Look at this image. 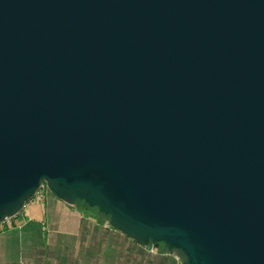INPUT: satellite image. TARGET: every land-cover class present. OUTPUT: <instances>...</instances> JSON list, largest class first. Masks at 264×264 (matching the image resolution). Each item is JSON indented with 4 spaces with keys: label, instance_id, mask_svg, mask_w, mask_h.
I'll list each match as a JSON object with an SVG mask.
<instances>
[{
    "label": "water",
    "instance_id": "obj_1",
    "mask_svg": "<svg viewBox=\"0 0 264 264\" xmlns=\"http://www.w3.org/2000/svg\"><path fill=\"white\" fill-rule=\"evenodd\" d=\"M42 186L181 264H264V0H0V224Z\"/></svg>",
    "mask_w": 264,
    "mask_h": 264
},
{
    "label": "trees",
    "instance_id": "obj_2",
    "mask_svg": "<svg viewBox=\"0 0 264 264\" xmlns=\"http://www.w3.org/2000/svg\"><path fill=\"white\" fill-rule=\"evenodd\" d=\"M45 193L49 194L45 190L41 196ZM101 224L91 225L81 220L77 235L73 237L43 234L46 239H43V246L35 249L40 256L36 261L39 264H181L174 253L167 252L161 246L157 249L137 245L113 230L108 225L107 218ZM28 229L31 230L29 227L18 228L17 232L24 230L23 233L27 234ZM37 233L40 235V232ZM41 244L42 240L39 245ZM42 255L44 262L41 261Z\"/></svg>",
    "mask_w": 264,
    "mask_h": 264
},
{
    "label": "crops",
    "instance_id": "obj_3",
    "mask_svg": "<svg viewBox=\"0 0 264 264\" xmlns=\"http://www.w3.org/2000/svg\"><path fill=\"white\" fill-rule=\"evenodd\" d=\"M81 220L91 225H102V222L86 216L85 211L76 205L69 206L50 193L32 198L18 215L0 224V264H39L36 260L40 256L35 249L44 245L43 239L46 238L43 234L52 233L54 237L76 236ZM25 227L31 229H28L27 234L23 233L25 229L17 232L18 228ZM41 259L44 262V255Z\"/></svg>",
    "mask_w": 264,
    "mask_h": 264
},
{
    "label": "rangeland",
    "instance_id": "obj_4",
    "mask_svg": "<svg viewBox=\"0 0 264 264\" xmlns=\"http://www.w3.org/2000/svg\"><path fill=\"white\" fill-rule=\"evenodd\" d=\"M78 208L82 209L85 211V214L86 216H89L91 218H93L94 220L96 221H99V222H104L106 221V217L100 215L95 209H87L82 203L78 202L75 204ZM7 221V220H6ZM4 221V222H6ZM162 247V246H161ZM158 249V248H157ZM171 253H174V256L175 258L179 259L180 262H182L183 260V257L181 255V253L179 252H171Z\"/></svg>",
    "mask_w": 264,
    "mask_h": 264
},
{
    "label": "built area",
    "instance_id": "obj_5",
    "mask_svg": "<svg viewBox=\"0 0 264 264\" xmlns=\"http://www.w3.org/2000/svg\"><path fill=\"white\" fill-rule=\"evenodd\" d=\"M45 190H47V189L45 188V186L40 187V189L36 192V194H35L34 197H39V196H41ZM34 197H33V198H34ZM7 220H9V219H7ZM5 221H6V220H5Z\"/></svg>",
    "mask_w": 264,
    "mask_h": 264
}]
</instances>
